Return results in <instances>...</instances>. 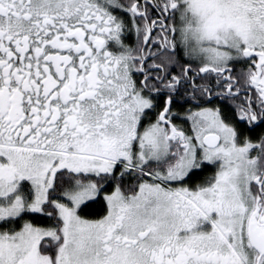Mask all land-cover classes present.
<instances>
[{
    "label": "snow or ice",
    "instance_id": "1",
    "mask_svg": "<svg viewBox=\"0 0 264 264\" xmlns=\"http://www.w3.org/2000/svg\"><path fill=\"white\" fill-rule=\"evenodd\" d=\"M0 264H264V0H0Z\"/></svg>",
    "mask_w": 264,
    "mask_h": 264
}]
</instances>
